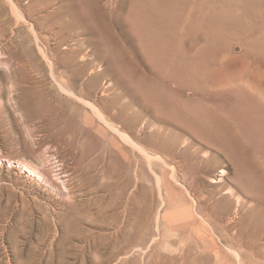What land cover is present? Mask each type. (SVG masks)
Instances as JSON below:
<instances>
[{"label":"rangeland","instance_id":"374dc122","mask_svg":"<svg viewBox=\"0 0 264 264\" xmlns=\"http://www.w3.org/2000/svg\"><path fill=\"white\" fill-rule=\"evenodd\" d=\"M53 3L0 63V264H264V0Z\"/></svg>","mask_w":264,"mask_h":264},{"label":"bare ground","instance_id":"6f19581e","mask_svg":"<svg viewBox=\"0 0 264 264\" xmlns=\"http://www.w3.org/2000/svg\"><path fill=\"white\" fill-rule=\"evenodd\" d=\"M6 1L9 2V4H8L9 6L8 7L6 5H4V4L2 5L0 3V58H3L2 60H0V63L6 62L8 57H12V56L16 55V53L13 50L6 48V46H8V43L10 41H14V38L16 39V37L21 39L22 42H24V41H26L28 39V37L20 35L21 32H22L21 31L22 28L20 26L21 23L25 24V25H28L29 32H30V34H32L31 36L29 35L31 38H29L27 41L28 42H37V43H39L40 41H42L41 38L39 37L38 33H37L38 32L37 28H39L40 25H41L40 19L41 18L42 19H47L48 17L54 15L53 11L52 12L50 11V8L54 4L53 0H51L50 2L44 4V6L39 11V14H38L39 16H37V17L34 16V13L36 12V7L40 3H43L44 0H6ZM64 1L60 0L61 3H63ZM22 2H24V4H22ZM44 10H46V11H44ZM61 10H60L59 14H61ZM9 11L11 12V14L15 18L14 23H11V16L9 15ZM57 14H58V12H57ZM28 18L30 20H28ZM61 20H63V19H61ZM55 27H57V29H55ZM67 28H68V22H66V21L61 22V23L53 24V25H51L49 27V39L48 40H51L53 43H55L57 47L64 45L63 48L60 47V48L63 49L62 52L60 51L63 54L62 57H67L68 53L65 52V51H67V48H66L67 46H65V44L67 43L66 41L69 38V36L71 38V35L68 33ZM28 29H27V31H28ZM2 43H4L3 44L4 46H2ZM54 49H56V48H54ZM44 51L42 52V55L47 60L48 57H47V54H45L46 51L45 52ZM57 52L55 51V53H57ZM59 60H61V59H59ZM62 63H63V66H65V68H67V63L63 62V61H62ZM49 65H51V67L53 68V65H52L51 62H49ZM86 65L82 68L83 71H85ZM177 92H178V90H174V91H172V94L176 98H179ZM163 93H164V91H163ZM81 101H83V100H81ZM96 113H98V112L96 111ZM142 113H143V115H145V116L150 118V114H146L144 112H142ZM151 114H152V112H151ZM139 115H140V113L138 115H136L132 119V122H131V124H129V126H126V124L122 123V127L121 128L114 127V126L113 127L110 126V127L118 136L121 137V139L123 141L126 142V144H128L129 146H131L134 149L139 150V152L143 153L144 156L151 158L152 156H150V154H147L146 151L141 148L142 146L141 147L138 146V144H137L138 142L137 141L135 142L133 139L129 138L128 135H126V133H124L125 130H130V129H134L135 130V128H137L136 124L138 123V121H140L139 120L140 117H138ZM99 116H100V114H99ZM100 118H101V116H100ZM151 118L153 120H150L148 122L146 121V123L145 122L144 123H145L146 126H148V128L145 127L146 129H151L150 135H154L153 138H158V137H160V136H162V135H164L166 133H175L176 135H178L179 131L181 130L180 124H178L176 122L168 121V120H166L165 118H163L161 116H157V114L152 116ZM101 119H103V117ZM140 125L142 126V123H140L139 126ZM106 126H108V125H106ZM177 141H175V142H177ZM114 144H115L114 147L116 148V150L119 153H122V154L125 153V149L121 145L116 144V143H114ZM158 157H160V156H158ZM6 162L14 163V162H10L9 160H6ZM16 165L21 166V163L17 162ZM23 168H24L25 172L30 173L32 176H34V174L36 173L35 170H33V168L30 167V165L28 166L26 164H23ZM222 171L223 170H221L220 173H222ZM156 179H157L156 180V182H157L156 185H157L158 193L162 197V196H164V191H162V190L166 188L167 183H165V179H163L162 177H158L157 176ZM214 179L215 180H213V182L216 183V182L221 181L222 177L219 176L218 178H214ZM178 211L181 213V215L183 217L185 216V217L189 218L190 220L193 217V215L191 213V210H189L188 207L187 208H180V209H178ZM51 240H52V237L50 239V245H52L51 244Z\"/></svg>","mask_w":264,"mask_h":264}]
</instances>
